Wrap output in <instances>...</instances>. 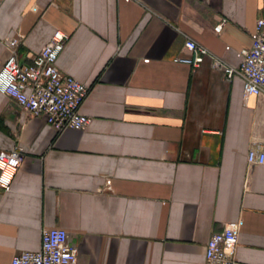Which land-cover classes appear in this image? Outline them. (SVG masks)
<instances>
[{"label":"crops","instance_id":"obj_1","mask_svg":"<svg viewBox=\"0 0 264 264\" xmlns=\"http://www.w3.org/2000/svg\"><path fill=\"white\" fill-rule=\"evenodd\" d=\"M227 19L220 33L215 31ZM264 0H0V69L21 35L28 62L60 29L58 66L91 86L85 130L57 132L0 91V150L24 149L0 188V264L63 228L79 264H205L215 232L240 223L237 264H264V98L245 97L187 37L238 69Z\"/></svg>","mask_w":264,"mask_h":264},{"label":"built area","instance_id":"obj_2","mask_svg":"<svg viewBox=\"0 0 264 264\" xmlns=\"http://www.w3.org/2000/svg\"><path fill=\"white\" fill-rule=\"evenodd\" d=\"M227 19L215 26L220 33ZM69 35L58 29L52 39L40 50L32 52L28 62L19 60L22 37L8 39L10 51L5 65L0 69V91L12 97L30 116L45 115L47 122L57 131L72 128L85 130L92 119L81 112L91 86L63 71L57 64ZM185 49L188 56L175 57L176 62L200 66L211 59L216 69L223 70L230 81L238 73L244 80V95L264 98V18L256 22L252 45L243 52L241 66L236 69L217 57L207 47L192 37H187ZM24 149L16 145L10 150H0V188L12 190L15 174L21 167ZM250 166L264 164V137L252 141L248 152ZM240 223H228L222 231L212 234L206 246L205 264H237ZM42 243L37 251H22L11 264H79L77 245L63 228H43Z\"/></svg>","mask_w":264,"mask_h":264}]
</instances>
